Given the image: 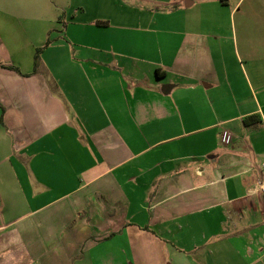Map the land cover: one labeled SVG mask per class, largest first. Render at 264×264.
<instances>
[{
    "label": "crops",
    "instance_id": "0c3cea01",
    "mask_svg": "<svg viewBox=\"0 0 264 264\" xmlns=\"http://www.w3.org/2000/svg\"><path fill=\"white\" fill-rule=\"evenodd\" d=\"M50 2L0 0V264H264V0Z\"/></svg>",
    "mask_w": 264,
    "mask_h": 264
},
{
    "label": "built area",
    "instance_id": "2783aa9c",
    "mask_svg": "<svg viewBox=\"0 0 264 264\" xmlns=\"http://www.w3.org/2000/svg\"><path fill=\"white\" fill-rule=\"evenodd\" d=\"M220 139L224 143H228L230 140V133L229 132H222ZM259 175L255 180L250 192L254 195H262L264 194V165H261L259 168Z\"/></svg>",
    "mask_w": 264,
    "mask_h": 264
},
{
    "label": "trees",
    "instance_id": "16d2710c",
    "mask_svg": "<svg viewBox=\"0 0 264 264\" xmlns=\"http://www.w3.org/2000/svg\"><path fill=\"white\" fill-rule=\"evenodd\" d=\"M48 44V41L46 42ZM41 51V48H37L36 52H35V55H34V64L36 65L37 61H38V57H39V52ZM257 115L256 114H252V115H249V116H246L244 118V123L246 125H249L250 123H252V120L254 119V117H256Z\"/></svg>",
    "mask_w": 264,
    "mask_h": 264
},
{
    "label": "rangeland",
    "instance_id": "374dc122",
    "mask_svg": "<svg viewBox=\"0 0 264 264\" xmlns=\"http://www.w3.org/2000/svg\"><path fill=\"white\" fill-rule=\"evenodd\" d=\"M16 1H19V0H16ZM20 1H25V0H20ZM26 1H30V0H26ZM50 0H44V4H46V6H49L50 5ZM245 4V3H244ZM244 4H242L240 7H239V11L243 8ZM174 8L173 9H176L177 7L176 6H173ZM164 10L167 11V9L165 8ZM162 11V10H161ZM238 11V12H239ZM57 17V16H56ZM58 18V17H57Z\"/></svg>",
    "mask_w": 264,
    "mask_h": 264
}]
</instances>
